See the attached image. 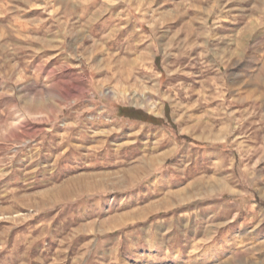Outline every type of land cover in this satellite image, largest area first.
Wrapping results in <instances>:
<instances>
[{"label": "rangeland", "instance_id": "obj_1", "mask_svg": "<svg viewBox=\"0 0 264 264\" xmlns=\"http://www.w3.org/2000/svg\"><path fill=\"white\" fill-rule=\"evenodd\" d=\"M231 262L264 264V0H0V264Z\"/></svg>", "mask_w": 264, "mask_h": 264}, {"label": "trees", "instance_id": "obj_2", "mask_svg": "<svg viewBox=\"0 0 264 264\" xmlns=\"http://www.w3.org/2000/svg\"><path fill=\"white\" fill-rule=\"evenodd\" d=\"M119 114L124 117L132 118V119H139V120H144L152 123H161L159 120H156L152 117H148L144 114H142L140 111L136 110H131V109H119ZM186 139V138H183Z\"/></svg>", "mask_w": 264, "mask_h": 264}, {"label": "bare ground", "instance_id": "obj_3", "mask_svg": "<svg viewBox=\"0 0 264 264\" xmlns=\"http://www.w3.org/2000/svg\"><path fill=\"white\" fill-rule=\"evenodd\" d=\"M241 262V261H240ZM239 263V262H238ZM228 264V263H227ZM231 264H233L232 262H231Z\"/></svg>", "mask_w": 264, "mask_h": 264}]
</instances>
